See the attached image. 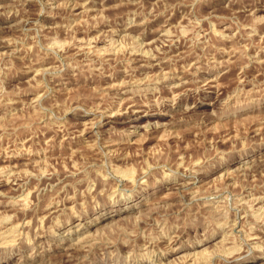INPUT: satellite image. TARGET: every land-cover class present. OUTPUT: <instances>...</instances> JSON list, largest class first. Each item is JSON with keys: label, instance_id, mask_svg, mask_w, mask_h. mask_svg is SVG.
<instances>
[{"label": "rangeland", "instance_id": "rangeland-1", "mask_svg": "<svg viewBox=\"0 0 264 264\" xmlns=\"http://www.w3.org/2000/svg\"><path fill=\"white\" fill-rule=\"evenodd\" d=\"M0 264H264V0H0Z\"/></svg>", "mask_w": 264, "mask_h": 264}, {"label": "bare ground", "instance_id": "bare-ground-1", "mask_svg": "<svg viewBox=\"0 0 264 264\" xmlns=\"http://www.w3.org/2000/svg\"><path fill=\"white\" fill-rule=\"evenodd\" d=\"M110 45V44H109ZM116 92V91H115ZM23 203V202H22ZM21 208V207H20Z\"/></svg>", "mask_w": 264, "mask_h": 264}]
</instances>
